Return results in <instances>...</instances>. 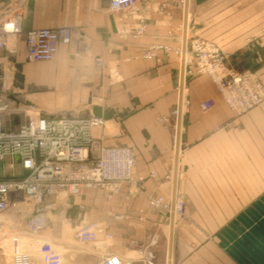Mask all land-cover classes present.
<instances>
[{
    "label": "crops",
    "instance_id": "obj_1",
    "mask_svg": "<svg viewBox=\"0 0 264 264\" xmlns=\"http://www.w3.org/2000/svg\"><path fill=\"white\" fill-rule=\"evenodd\" d=\"M109 3L0 0V17L19 16L23 32L0 51L3 69L20 77V87H5L46 115L102 117L91 157L101 147L135 154L132 182L116 194L51 198L43 236L62 240L96 224L109 241L92 264L108 253L168 264L175 196L172 264H264V102L231 111L187 51L178 151L176 143L185 22L187 45L208 40L229 68L264 82V0H139L117 11ZM59 27L72 28L70 44L50 62H28L25 33ZM22 174L18 161L0 163V179ZM154 198L168 208L151 207Z\"/></svg>",
    "mask_w": 264,
    "mask_h": 264
},
{
    "label": "built area",
    "instance_id": "obj_2",
    "mask_svg": "<svg viewBox=\"0 0 264 264\" xmlns=\"http://www.w3.org/2000/svg\"><path fill=\"white\" fill-rule=\"evenodd\" d=\"M139 0H110L112 11L126 9ZM19 16L0 17V51L10 38L21 35ZM72 28H38L25 33L26 58L30 63L54 60L61 44H70ZM187 51L196 59L199 73L209 76L228 108L243 113L264 102V82L251 71L229 68L225 56L214 43L191 37ZM96 64L102 67V60ZM0 58V163L18 161L24 174L0 179V214L11 208L28 212L24 234L12 235V264H62V254L41 237L49 226L54 196H79L87 190L103 189L116 194L122 184L132 182L135 154L125 147H101L95 157L92 130L105 125L102 117L72 113L46 115L35 104L19 101L5 87ZM209 99L202 110L213 107ZM151 207L163 205L151 199ZM102 233L96 224L79 229L76 238L96 244ZM30 241H35L31 243ZM31 248H29L28 244ZM98 264H125L112 253Z\"/></svg>",
    "mask_w": 264,
    "mask_h": 264
},
{
    "label": "rangeland",
    "instance_id": "obj_3",
    "mask_svg": "<svg viewBox=\"0 0 264 264\" xmlns=\"http://www.w3.org/2000/svg\"><path fill=\"white\" fill-rule=\"evenodd\" d=\"M46 63H37V65H44ZM4 80L7 86L20 87V77L17 70L12 67H4ZM18 99V98H17ZM21 102H24L18 99ZM8 178L6 176L2 179ZM28 212L20 208H11L9 211L0 214V264H12V245L11 237L18 233L24 234V225L27 219ZM41 237L51 242L54 247L62 254V264H92L106 247L109 240H105L103 236L99 235L96 244H83L78 241L76 234L74 236L64 237L62 240L52 241L49 237ZM34 243L35 241H30ZM28 244L29 248L31 246ZM36 259L35 264H40L39 258L34 253ZM114 254V253H112Z\"/></svg>",
    "mask_w": 264,
    "mask_h": 264
},
{
    "label": "water",
    "instance_id": "obj_4",
    "mask_svg": "<svg viewBox=\"0 0 264 264\" xmlns=\"http://www.w3.org/2000/svg\"><path fill=\"white\" fill-rule=\"evenodd\" d=\"M188 5V0H187ZM182 66H181V78H180V99L178 104V123H177V151L179 150V141H180V116H181V109H182V97L181 91L183 88L184 83V76H185V59L187 54V24L185 22L184 28V37H183V48H182ZM174 216H175V196L172 200V218H171V225H170V235H169V245H168V264H172V251H173V233H174Z\"/></svg>",
    "mask_w": 264,
    "mask_h": 264
}]
</instances>
